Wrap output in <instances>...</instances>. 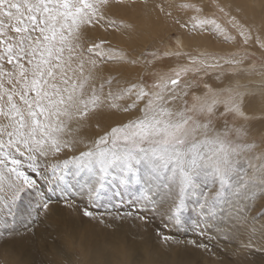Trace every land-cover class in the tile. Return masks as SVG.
Returning <instances> with one entry per match:
<instances>
[{"label":"rangeland","instance_id":"obj_1","mask_svg":"<svg viewBox=\"0 0 264 264\" xmlns=\"http://www.w3.org/2000/svg\"><path fill=\"white\" fill-rule=\"evenodd\" d=\"M10 1L12 3H10ZM21 1L23 4L19 8H22V10L11 12L13 16H11L12 19H10L11 17L8 18L7 13L13 8V4L17 5L18 0H0V2H2L0 4V21H4V25L8 23V28H6V26L0 22L1 29L5 27L6 29H4L7 33H1V36L4 35L7 38V36L14 34V36L19 37L21 41H27L26 34L30 31L26 25L22 27L17 25L16 16H18V13L24 15L27 20H30V24L28 25L35 24L36 19L34 16L37 14L42 18L45 26V22L53 25H62L65 21V17H69L68 13L72 11V9L67 6L66 0ZM203 1H205L206 6L208 2H210L209 0ZM258 2L260 3L261 0H258ZM70 3L79 5V1L76 2L71 0ZM188 5L189 4H187V7ZM158 8L160 9V7H157V13L160 18L162 16V18L166 17L167 19L169 14L166 12V16V14H164L165 12L163 13L164 9H160L159 11ZM143 9L146 8H139L137 14H139L140 18L144 17L147 24H149L152 22L154 14H151L148 8L146 9L147 11ZM140 12L142 13L141 15ZM148 12L151 14L150 19ZM179 12L183 14L181 10ZM31 13H34V15ZM204 14L209 17L210 13L204 12ZM215 16H217L214 18L220 25V28L223 27L225 30L223 36L222 34L219 35V37L222 36L220 42L222 45L227 46L226 49L217 50L218 53L209 48H204L203 53H217L218 56H221L220 58H225V60H221V64L225 67L228 66L229 63H233L230 59L232 56L236 54H241L239 57L245 55L243 58L247 61L246 64L250 62L249 65H254L262 69V66H264V52L261 51L258 46L252 45V43H244L238 37L236 31L229 26L228 23H225L223 18H220L221 14L217 13ZM87 17L85 13L80 14L77 20L79 25L87 27L90 18H102L101 15H96L95 13H91L90 18ZM165 25H169V23ZM211 26L212 23H208V28ZM149 28H151V26H149ZM104 30L108 33L110 32L108 27ZM39 31L35 33L37 36L38 33H40ZM93 32L94 30L91 28L86 29L80 40L79 36H73L71 30L65 33L64 29H61V36L58 37V35H56L49 41V43H53V45L59 44V51L61 54L63 53L61 59H63L62 57L65 59H63V63L65 64H63V67H66V65L69 67L68 61L70 60L69 58L67 60L66 56L63 55L66 52L75 51L73 50L75 47L70 46V44L63 46L66 40L70 41L74 38L76 41H79V43H81L79 53L81 54L89 53L93 55L96 50L95 48L101 47L104 43V39L99 37V33H97L96 36ZM75 35H77V33H75ZM176 35L175 31L168 30L167 28L159 45L153 47L147 44L143 48L142 53L139 54L143 64L146 66L138 73L139 76L144 78V82L140 85H142L143 90L147 91V94L149 93L148 95L146 94L148 102L141 110L145 111L147 114H151L152 109H156L159 106L157 105L158 103H156L158 101L156 96L150 93L152 90H155L156 87L158 91H164L163 88H160L161 85H164L162 87H166V90L163 92L164 95L166 94L164 96V98H166L168 95L172 94L173 91V89L167 90L169 88L166 85L167 82L170 87L172 84L174 85L177 80H179V82L181 80V83L184 84L191 80L193 81L192 83L195 89L204 85L201 84L204 79V77H202V71L204 70L203 65L199 66V68L194 66L193 70L187 72H185L186 68L183 67L184 69L180 68L177 74H175V68L177 69V67H181L183 63L190 62L188 56L185 57L182 55L181 50L175 51L174 49H177L176 47L170 49L171 45L173 46L176 44L174 41ZM30 39L35 40V35H30ZM91 39H95V42L91 43ZM228 40H230V42H228ZM232 41L234 43H232ZM106 43L107 42H105V44ZM165 43L168 45L165 46ZM140 44L143 45L142 43ZM23 45L27 48L25 42ZM108 45H112L111 48H114L115 51H118L121 47L122 49L134 48V44L131 42L123 44L113 41V44ZM232 46H237V52L229 50ZM0 49H2V47H0ZM62 49L64 50L62 51ZM93 50L94 52H92ZM134 50L135 49H133V51ZM44 53L46 54V50H42V55H45ZM15 54L16 51L14 50L13 54L8 58H11L13 61ZM118 60L120 62L121 58L119 57ZM109 61L113 62L112 60ZM112 64L114 66V63ZM122 65H124V63H122ZM147 68L149 70H147ZM164 68H167V70ZM142 70H144V72H142ZM112 71L113 72L110 73L113 76L117 75L118 77L120 75L119 72H115L119 70H115L114 68ZM37 74L39 75V72L35 75ZM158 75L159 77H161V75L163 76L162 79L164 78L165 81H163V84H157V81H159ZM111 79L118 83L121 77ZM222 79V82L232 80L228 76ZM35 81L36 77H33L31 82L34 83L35 89H39ZM87 81V78L81 80L80 88L85 85ZM18 85L20 86L21 83L18 82ZM28 88L29 86H26L24 89L20 87L13 88V95H11V97L15 96L17 105L21 106L22 104L18 95L25 93ZM182 89H184V87ZM220 89L221 88H217L211 91L215 93L206 94L204 96L205 98L202 99L201 105L199 102H196V100H192L189 96L190 94L187 96V104L189 102L191 105L185 112H187V115L189 114L191 116L192 121H189V124L182 127L173 137L164 135L162 131L163 128L159 127V134L155 136L156 138L152 141L146 140L145 131L141 133V131H143L141 122L137 125H132L133 127L128 126L130 128L127 126H125L126 128L119 127L121 129L117 132L113 130V137L110 139V145L114 148L125 146L128 150L131 149V151H129L131 154L134 156L138 155L139 159L140 156L147 155L148 153V150H143L141 152V149H144L143 147L146 146V148H148L150 146V149H152L151 147L154 148V145L156 147V144H158V146L161 144L166 146L178 144L183 148L187 146V151L181 148L183 151L180 152H188L193 156L196 153L198 160L192 158L193 156L191 155L190 161L188 160V163L183 164V169L172 179L169 177L172 169L170 166L174 165L175 161H179V159L182 161L186 157L185 155L183 158L175 160L173 159V155L170 154L167 158L169 159L170 157V159H172L168 162L170 159L167 160V158H164L162 155L158 158L156 154L159 163L155 168L152 167V170L150 167V159L145 167L141 165L139 160L138 163L136 160V163L130 162L128 165L122 166L119 171L116 170L115 173V170L110 169V167L102 170L95 169L93 165V168L86 169L84 163H82V165H76V163L79 162L76 152L67 155L59 165L57 162L54 166L44 165L42 168H38V164H40L38 160L43 159L45 157L44 154L34 153L26 148L23 150L15 145H5L6 143L0 145V151L3 154L6 151L4 154V157L6 156L5 158L0 155L2 168L6 170L10 164L11 169L9 173L8 171H4V177H0V253L2 252L3 254H0V256L2 255L0 261L6 260L5 263L4 261L2 262L3 264H27L24 261L34 258L37 264H55V249L66 250L64 243L71 240L72 242L69 243L70 246H72H67V251L69 253L71 252L74 258V260L71 259L72 262H75L77 259V264H85L82 262L84 259L88 264L91 263L92 255H85L86 247L87 245H95L96 243L100 244L103 251L101 256L105 258V260L103 262L99 259H97L98 261H94L97 263L101 262V264H110L111 261H115L121 255L119 251L125 253V256L122 258L124 264H264V248L255 245H253V247L251 244H249V246H246V244L243 245L242 243L240 244V240L237 237L238 217H240L241 214L237 215L240 203H235L237 191L234 182H237V179L236 172L233 170L234 161H236L234 158L237 155L238 146L253 141L258 144L259 148L264 149V123L256 124L259 119H264L263 117L256 116L254 113H248L245 117L242 116L239 118L240 116L237 115L236 112L228 108H224L220 114L216 113L214 110L215 107L221 108L223 102L222 98L230 93V91ZM40 93L41 94L37 93L36 96L32 97L31 100L34 101V105L39 103L40 96L45 93L44 88H40ZM4 98H1V100L4 101ZM161 103H163V100L160 101V105ZM218 121H221L222 124L225 125L223 140L231 144V148L227 149V152H231L235 155L233 159L229 154L222 156L221 159L217 157L216 159H212L214 155L211 153L210 149L205 146L206 143L200 142L202 139L205 141L207 140V133L203 132L202 135L195 136L191 129L192 125L196 123H207L205 127L209 129V123L214 122L213 124L215 125L217 124L215 122ZM250 125H253L252 129H249ZM182 129L186 130L182 131ZM27 130H30L29 126ZM125 133L127 135H125ZM249 133H251L250 137H248ZM197 137L201 139L197 141ZM150 142L151 144H149ZM191 142L194 144L191 145ZM34 144L33 141L31 147H34ZM28 146L30 145L28 144ZM246 150H250V147ZM113 155L114 153L111 155V160L114 159ZM203 155H205V157ZM200 160L201 163L199 162ZM6 161H8L9 164ZM194 162L199 167L198 173H194L191 170ZM33 164L35 168H33ZM209 165L213 167L219 165L216 167L223 170L224 175H228L224 179L226 181L221 179L220 172L211 174ZM187 167H189V169H186ZM19 168L21 171L18 170ZM244 176L247 178L246 174ZM175 179L176 183L174 184ZM88 180L89 182L91 181L90 184H88ZM246 208L248 209V207H243L242 209V214H244V216L248 214ZM258 210H255L253 215L258 217L259 220L256 219L252 227L257 228V231L260 232L261 228H258L257 225L263 219L264 209ZM244 216H241L243 220L246 217ZM78 218H81V220ZM241 223H244L243 226H245L248 224V221ZM246 227H250L249 224L246 225ZM17 230L20 232L18 233ZM69 231L70 235L72 234L71 231H73L77 238L72 235L69 236ZM39 237L43 238V240L46 239V241L41 240V238L39 239ZM120 237H124L123 242L120 241ZM78 238L80 242H78ZM16 242L20 249L23 248L19 252L15 250ZM105 242L107 244H105ZM119 242H121V244H118ZM50 243L54 244L51 245ZM116 245H118L119 249ZM28 251H33V254H25ZM116 255H118V257ZM152 255L155 257L153 258L154 260L152 259ZM106 260L108 262H106ZM1 262L0 264H2Z\"/></svg>","mask_w":264,"mask_h":264},{"label":"bare ground","instance_id":"obj_2","mask_svg":"<svg viewBox=\"0 0 264 264\" xmlns=\"http://www.w3.org/2000/svg\"><path fill=\"white\" fill-rule=\"evenodd\" d=\"M70 1L71 0H66L67 6L70 7L72 11L68 13L69 17H65V21L62 25H53L45 22L46 24L44 26L42 18L36 13V16H34L36 19L35 24L28 25L30 24V20H27L24 15L18 13V16H16L17 25L20 27L26 25L30 31L26 34L27 41H21L20 38L14 36V34L7 36L5 29L8 28V23L7 25H4V21H0L6 26L5 28L2 25L5 29H1L0 25V34L6 33L5 35L7 36L6 38L4 35H2L4 37L0 35V47H2V49H0V145L6 143L5 145H15L23 150L26 148L34 153L44 154L45 157L38 160L40 163L38 164V168H42L44 165L54 166L57 162L59 165L67 155L76 152L77 158L79 159V162H77L76 165H82V163H84L86 169H91V167L93 168L94 166L95 169L102 170L110 167V169L115 170V173L116 170L119 171L122 166L128 165L130 162L136 163V160L137 163L139 160L141 165H144L145 167L150 159L151 166H149L152 170V167L155 168L158 165V158L160 155L167 158L172 154L174 157L173 159L175 160L183 158L185 155L186 157L182 161L180 159L179 161L173 160L175 161V163L172 161L174 165L170 164L172 165L170 166L172 169L169 177L172 179L183 169L182 165L188 163L187 161L191 159L190 157L192 154L188 152H180L184 149L187 151V146L183 148L178 144L167 146L164 144L158 146V144H156V147L154 145V148L151 147L152 149H150V146L146 148L144 145L145 147H143L144 149H141V152L143 150H148L149 155L147 153V155L140 156L139 159L138 155L134 156L131 154L129 152L131 149L128 150L125 146L114 148L110 145V139L113 137V130L117 132L121 129L119 127H133L132 125H137L141 122V128L143 130L141 133H144L145 131L146 140H154L156 138L155 136L159 134V127L163 128L162 131L164 135H167V137H173L182 127L187 126L189 121H192L191 116L189 114L187 115V112H185L191 105L189 102L187 104V96L190 94L189 96L192 100H196V102H199L201 105L202 99L205 98L204 96L206 94L215 93L211 91H214L217 88L230 91V93L222 98L223 102L221 108L215 107L214 110L216 113L220 114L224 108H228L236 112L237 115L240 116L239 118L242 116L245 117L248 113H254L256 116L263 117L264 119V66H262L263 68L261 67L262 69H259L260 67L249 65L250 62L246 64L247 61L243 58L245 55L239 57L241 54L232 56L230 59L233 63H229L228 66L225 67L221 64V60H225V58H220L221 56L217 55V50L226 49L227 45L224 46L220 42L223 34H225V30L223 27L220 28V25L214 18L217 17L215 14H221L220 18H223L225 23H228L229 26L236 31L238 37L244 43H252V45L258 46L259 49L264 52V0H261L260 3L258 0H209L210 2H208L207 6L203 0H73L76 2L79 1V5L70 3ZM1 3L2 2H0V4ZM10 3L12 2L10 1ZM22 4L23 2L21 0H18L17 5L13 4V8L7 13V17L9 18L13 16L11 12H14L15 10H22V8H19ZM187 4H189L188 7ZM157 7L164 9L163 13L165 12L164 14H166V16L167 13L169 14L167 17L168 21L166 17H164L165 19L162 18V16L160 18L157 13ZM139 8H148L151 14H154L151 23L147 24L144 17H139V14H137ZM160 9L158 8L159 11ZM180 10L183 14L179 12ZM150 12H148L149 16L151 15ZM204 12H207L208 14L210 13L209 17H207ZM84 13L89 18L91 13H95L96 15H101L103 19L97 17L96 19L90 18L87 27H83L79 25L77 20L79 15ZM31 14L34 15V13ZM141 14L142 13L140 12V15ZM36 17L40 19H37ZM150 18L151 16L149 19ZM10 19H12V17ZM168 23L169 25H165ZM208 23H212L210 28H208ZM148 25L151 26V28H149ZM106 27H108L110 31L109 33L104 30ZM88 28L94 30V35L99 33V37L104 39V43L100 48H95V53L91 55L89 53H79L81 44L79 41H76L74 38L70 41L66 40V43H64L63 46L70 44V46L75 47V49H73L75 51H69L63 55L66 56L67 60L68 58L70 59V62L68 61L69 67H67V65L66 67H63L64 57L61 59L63 53L61 54L59 51V44L53 45V43L50 44L49 41L56 35L60 37L61 29H64L65 33L71 30L73 36H79L81 40L85 30ZM167 28L168 30L175 31L177 34L176 37H174L176 44L173 46L171 45L170 49L176 47L177 49H174L175 51L181 50L182 55L185 57L188 56L190 59V62L188 61L189 63H183L181 67L176 66L177 69L175 68L174 70L175 74H177L178 70L183 67L186 68L185 72H187L193 70L194 66L199 68V66L203 65L204 70L202 71L203 75H201L204 79L201 84L204 85L195 89V86L192 83L193 81L189 80L184 84L181 83V80L180 82L177 80V82L170 87L168 86L169 83L166 81V85L169 87L167 90L173 89L172 94L164 98L166 95L163 93L166 90V87H162L164 85L160 86L164 91H158L156 89L157 87L155 90H152L150 93L156 96V99H158L156 103H158L157 105L159 106L156 109H152L151 114H147L145 111L141 110V108L145 107L148 102L146 96L149 93L147 94V91L143 90L142 85H140L144 82V78L139 76L138 73L146 66L143 64L139 54L142 53L143 48L147 44L150 46L152 45L153 47L159 45ZM38 31L40 33H38L37 36L35 33ZM75 33H77V35H75ZM220 34H222L221 37H219ZM30 35H35V40L30 39ZM91 41V43H94L95 39H91ZM113 41L123 44L131 42L134 44L133 49L135 50L133 51L131 48L122 49L121 47L118 51H115L114 48H111L112 45H108L113 44ZM24 42L26 43L27 48L23 45ZM105 42L107 43L105 44ZM228 42H230V40H228ZM232 43L234 42L232 41ZM167 45L165 43V46ZM236 47L237 46H232L229 50L237 52ZM204 48L217 51V53H203ZM14 50L16 51V54L15 58H12V61L11 58L8 57L13 54ZM42 50H46V54L44 53L45 55H42ZM63 50L64 49H62V51ZM92 52H94V50ZM119 57L121 58L120 62L118 60ZM162 59L161 61L163 62ZM109 60H112L113 62H110ZM112 63H114V66ZM122 63H124V65H122ZM114 68L115 70H119L115 71L119 72L120 75L118 77L117 75L113 76L110 73L113 72L112 69ZM167 68L164 69L167 70ZM147 70L149 69L147 68ZM37 72H39V75H35ZM142 72H144V70H142ZM226 76L232 80L222 82V78ZM33 77H36L35 84L39 86V89H35L34 83L31 82ZM119 77H121V79L118 83L111 79ZM162 77V75L159 77L157 84H163L164 78L162 79ZM85 78H87L88 81L86 83L83 82L85 85L80 88V82ZM18 82L21 83L20 86L18 85ZM26 86H29V88L25 93L18 95L19 100L22 102L21 107L17 105L15 96L11 97V95H13V88L20 87L21 89H24ZM183 87L184 89H182ZM40 88H44L45 93L40 96L39 103L34 105V101L31 99L33 96H36L37 93L41 94ZM1 98H4L5 100L2 101ZM161 100H163V103L160 105ZM213 123L208 124L210 126L209 129L205 127L207 123H196L192 125L191 129L195 136L202 135L203 132L207 133L206 141L204 139L200 140L201 138L199 137H197L196 140L206 143L205 146L210 149L211 153L214 155L212 159H216V157L221 159L222 156L228 154L233 159V156L235 155L231 152H227V149L231 148V144L226 143L223 140V136L225 135V125L222 124L221 121L215 122L217 123L215 125ZM259 123H264V120L259 119L256 124ZM28 126L30 127V130H27ZM252 128L253 125H250L249 129ZM184 130L186 129H182V131ZM126 133L125 135H127ZM250 136L251 133L248 134V137ZM33 141L35 146L31 147ZM193 142H191V145L194 144ZM28 144L30 146H28ZM149 144H151V142ZM249 147L250 150H246ZM181 148L183 150H181ZM112 153H114V159L111 160ZM4 154L0 151L2 157H4ZM156 154L158 158H156ZM196 156L195 153L192 158L198 160V156ZM203 156L205 157V155ZM169 159L167 158V160ZM171 159L168 162H170ZM234 159H236V161H234L233 170L236 172L237 179V182H234L237 191V199L235 203H240V205L238 204L240 208L237 215L241 214L240 217H238L237 225V237L240 240L239 243H242L243 245L246 244V246L251 244L252 246L255 245L264 248V213L263 219L257 225L258 228H261L260 232L257 231V228L252 227V224H255L256 219H258V217L253 215L254 211L262 208L264 209V149L259 148L258 144L253 141H249L248 143L246 142L238 146L237 155ZM6 162L8 163V161ZM110 162L111 164L113 163L112 166ZM199 162L201 163V160ZM34 164L33 168H35ZM216 166L213 167L209 165L211 174L220 172L221 179L226 181L224 179L228 175H224L223 170L217 168L219 165ZM0 168V177H4V171H8V173L11 171L10 164L8 168L4 170L0 163ZM198 168V165L194 162L191 170L194 173H198ZM186 169H189V167ZM18 170L21 171L20 168ZM245 174L247 175V178H245ZM90 182L88 180V184H90ZM175 183L176 179L174 181V184ZM243 207H248V209L246 208L248 210V214L245 215L246 217L242 214ZM241 216L245 217L244 220ZM79 220H81V218ZM240 221H248L250 227H246L248 224L243 226L244 223H241ZM17 232L19 233L20 231L17 230ZM71 232V235L77 238L74 235V232ZM68 235L71 236L70 231ZM124 237H120L121 242L124 241ZM40 238L41 237H39V239ZM41 240H43V238H41ZM43 241H46V239ZM69 242L72 241L69 240L64 243L66 250L55 249V264H77V259L75 262H72L71 259L74 260V258L71 255V252L69 253L67 251V246H70ZM78 242H80L79 238ZM121 242L118 244H121ZM50 244L53 245L54 243ZM105 244L107 243L105 242ZM116 246L118 248V245ZM22 249L18 247L16 242L15 250L19 252ZM115 250L117 251L116 248ZM102 252L100 244L96 243L95 245H87L85 255H92V261L99 259L103 262L105 258L101 256ZM119 252L121 253L120 257H118L119 254L116 255L118 258L113 262L111 261L110 264H124L122 258L125 256V253H122L121 251ZM27 253L33 254V251H28L25 254ZM0 254H2V252ZM153 258L155 257L152 255V259ZM3 261L4 263L6 262V260ZM84 261L85 259L82 262L88 264L87 261ZM92 261L90 264H101V262L97 263ZM24 262L27 264H37L34 258L28 259ZM106 262L108 261L106 260Z\"/></svg>","mask_w":264,"mask_h":264}]
</instances>
